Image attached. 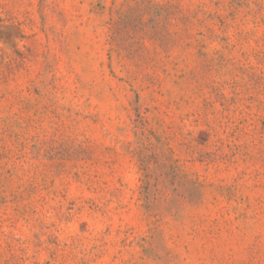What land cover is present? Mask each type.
Listing matches in <instances>:
<instances>
[{"label":"rangeland","instance_id":"rangeland-1","mask_svg":"<svg viewBox=\"0 0 264 264\" xmlns=\"http://www.w3.org/2000/svg\"><path fill=\"white\" fill-rule=\"evenodd\" d=\"M0 264H264V0H0Z\"/></svg>","mask_w":264,"mask_h":264}]
</instances>
